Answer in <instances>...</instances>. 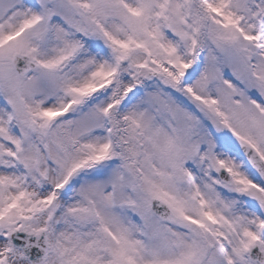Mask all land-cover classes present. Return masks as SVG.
<instances>
[{"label":"snow or ice","instance_id":"obj_1","mask_svg":"<svg viewBox=\"0 0 264 264\" xmlns=\"http://www.w3.org/2000/svg\"><path fill=\"white\" fill-rule=\"evenodd\" d=\"M0 264H264V0H0Z\"/></svg>","mask_w":264,"mask_h":264}]
</instances>
